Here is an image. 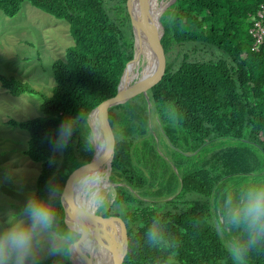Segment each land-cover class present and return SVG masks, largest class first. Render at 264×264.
Listing matches in <instances>:
<instances>
[{
	"label": "trees",
	"instance_id": "1",
	"mask_svg": "<svg viewBox=\"0 0 264 264\" xmlns=\"http://www.w3.org/2000/svg\"><path fill=\"white\" fill-rule=\"evenodd\" d=\"M24 1L65 20L73 40L64 58L52 62L54 85L42 99V114L7 121L28 132L24 153L40 165L34 191L45 195L52 181L61 182L65 156L84 143L76 130L67 146L57 149L61 123L80 113L89 117L115 94L132 30L126 0H0V13L13 17ZM260 4L264 0H174L161 14L174 72L166 83L135 96L138 135L109 166L117 195L105 217L117 216L125 224L124 264H156L161 258L173 264H235L211 221L228 179L264 174V42L252 50L249 33ZM159 60L153 83L167 73L166 61ZM0 86L16 96L39 93L12 76L0 75ZM121 113L120 105L106 112L119 139L129 130ZM81 128L87 134L86 124ZM225 138L235 143L205 150ZM91 158L78 160L73 170ZM59 211L63 219V208ZM155 219L163 222L176 247L145 242ZM100 224L119 250L118 222L100 219ZM98 256L107 264L109 255L100 246ZM41 264L54 260L47 257ZM63 264L73 262L66 257ZM245 264H264V248L250 253Z\"/></svg>",
	"mask_w": 264,
	"mask_h": 264
},
{
	"label": "clouds",
	"instance_id": "2",
	"mask_svg": "<svg viewBox=\"0 0 264 264\" xmlns=\"http://www.w3.org/2000/svg\"><path fill=\"white\" fill-rule=\"evenodd\" d=\"M82 124H86L87 134ZM76 130L83 135L86 152L96 153L102 145L119 139L108 118L91 119L80 113L61 123L55 147H66ZM116 195L109 168L97 160L78 166L67 185L54 180L45 195L31 192L20 210L0 223V264H41L47 257L54 264H63L66 257L89 255L98 243L92 218L107 216ZM61 208L65 209L63 219ZM211 223L235 264H245L250 253L264 248V174H250L240 187L223 192ZM145 242L176 247L159 219L147 228ZM122 244L127 247L128 241ZM156 264L173 261L161 258Z\"/></svg>",
	"mask_w": 264,
	"mask_h": 264
},
{
	"label": "rangeland",
	"instance_id": "3",
	"mask_svg": "<svg viewBox=\"0 0 264 264\" xmlns=\"http://www.w3.org/2000/svg\"><path fill=\"white\" fill-rule=\"evenodd\" d=\"M160 1L165 6L171 0H157L158 5ZM72 43L65 20L55 18L28 1L22 3L13 17L0 13V75L27 82L39 92L38 95L24 93L16 96L0 86V223L7 219L9 213L20 210L28 195L35 190L40 170L39 163L24 153L28 132L7 124V121L27 120L42 114V99L51 95L54 85L52 62L64 58L66 48ZM153 116H150V123L157 127ZM89 117L95 119L96 113H91ZM234 143L230 139H218L205 150ZM159 148L168 154L163 144L160 143ZM247 178L231 177L227 186L236 189ZM227 186L223 191L227 190Z\"/></svg>",
	"mask_w": 264,
	"mask_h": 264
},
{
	"label": "water",
	"instance_id": "4",
	"mask_svg": "<svg viewBox=\"0 0 264 264\" xmlns=\"http://www.w3.org/2000/svg\"><path fill=\"white\" fill-rule=\"evenodd\" d=\"M174 0H171L163 5L161 11L157 13L152 12L151 0H126V10L130 18L131 30H132V46L124 57V64L121 71L120 79L116 88V92L113 96L102 101L91 113L95 112L96 116L100 115L102 111H108L117 105H120L122 110V116L125 122L129 125V130L123 138L119 139L116 143L104 144L99 150L95 152H86L83 145L70 151L62 161L60 167L61 183L67 185L74 172L73 165L80 159L86 157L102 158L103 164L105 163L109 168L112 158L128 148L136 139L140 128V115L135 104L134 98L138 94L146 95V90L152 87L160 86L166 83L172 76L175 68V61L173 54L164 37V27L161 24L160 16L164 10ZM162 5L160 1L159 7ZM134 7L138 9V18L134 14ZM140 18V19H139ZM155 43L157 49V55L160 59H164L167 63V73L162 81L154 82L146 87H143L137 91L133 88V82L140 74L143 67L144 53L148 51L151 45ZM90 113V114H91ZM89 114V115H90ZM65 212V209H63ZM102 220H115L120 225L122 241L127 240L126 228L124 222L117 216L112 217H93L92 223L95 226L98 243L96 246H100L108 255L113 264H124V256L127 251V247L123 246L122 253L116 255L112 248V236L98 228V222ZM95 246V247H96ZM95 249V248H94ZM73 258L76 260L74 261ZM73 264H100L96 259L93 252L89 255H74L71 257Z\"/></svg>",
	"mask_w": 264,
	"mask_h": 264
},
{
	"label": "bare ground",
	"instance_id": "5",
	"mask_svg": "<svg viewBox=\"0 0 264 264\" xmlns=\"http://www.w3.org/2000/svg\"><path fill=\"white\" fill-rule=\"evenodd\" d=\"M151 4H152V12L154 14L161 11V9L163 8V5H161L159 7L157 0H151ZM134 14L136 15L137 18L139 17L137 7H134ZM154 44L155 43H153L151 45V47L148 49V51L144 53L143 61L145 63L142 66L143 68H142L140 74L136 77L135 81L133 82V88L135 91L153 83L154 78L158 72L160 60H159V57L157 55V49H156ZM106 112L107 111H102L101 114L97 115L95 119L107 118ZM93 160H97V162H99V163L103 162L102 158H97V157L93 158L92 157L90 161H93ZM100 225L101 224L99 221L98 225H97L99 229H100ZM122 250H123L122 244L120 245L119 250L113 249V251L116 255H120L122 253ZM94 255H95L96 259L98 260V262L100 263L99 256H98V246H96L95 249L93 250V256ZM107 264H113L111 262L110 258L107 260Z\"/></svg>",
	"mask_w": 264,
	"mask_h": 264
},
{
	"label": "built area",
	"instance_id": "6",
	"mask_svg": "<svg viewBox=\"0 0 264 264\" xmlns=\"http://www.w3.org/2000/svg\"><path fill=\"white\" fill-rule=\"evenodd\" d=\"M249 33L253 38L252 50H259L264 42V5L260 4L252 18V25L249 28Z\"/></svg>",
	"mask_w": 264,
	"mask_h": 264
}]
</instances>
